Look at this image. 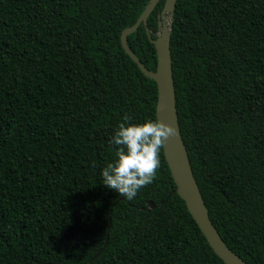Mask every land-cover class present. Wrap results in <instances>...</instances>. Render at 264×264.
I'll list each match as a JSON object with an SVG mask.
<instances>
[{"label": "trees", "instance_id": "trees-1", "mask_svg": "<svg viewBox=\"0 0 264 264\" xmlns=\"http://www.w3.org/2000/svg\"><path fill=\"white\" fill-rule=\"evenodd\" d=\"M148 1L0 0V264H224L162 149L133 200L103 185L123 117L156 120V84L120 42ZM171 21L178 123L209 218L264 264V0H177ZM127 44L155 71L143 25Z\"/></svg>", "mask_w": 264, "mask_h": 264}, {"label": "water", "instance_id": "water-1", "mask_svg": "<svg viewBox=\"0 0 264 264\" xmlns=\"http://www.w3.org/2000/svg\"><path fill=\"white\" fill-rule=\"evenodd\" d=\"M159 1L160 0H149L135 23L121 32V46L144 76L153 80L156 84V120L168 123L177 130L176 136L169 138L165 143V148H162L164 159L175 184V193L184 201L188 212L204 234L209 246L224 264H249L229 249L217 232L209 218L208 210L195 180L179 128L172 74L170 50L171 18L177 0L164 1L163 9L158 16V32L153 39L147 28V19ZM165 15H168L170 18V20L167 17L165 18V20L169 22L168 24H165V22L161 20ZM140 25L144 26L148 38L155 48L157 58L155 71L147 69L127 44V37L136 32ZM149 208H154V205L150 203Z\"/></svg>", "mask_w": 264, "mask_h": 264}, {"label": "clouds", "instance_id": "clouds-1", "mask_svg": "<svg viewBox=\"0 0 264 264\" xmlns=\"http://www.w3.org/2000/svg\"><path fill=\"white\" fill-rule=\"evenodd\" d=\"M176 134L175 127L161 120L130 123V117L125 115L109 140L117 146L116 159L103 168V185L133 200L141 188L156 179L161 166L160 150Z\"/></svg>", "mask_w": 264, "mask_h": 264}, {"label": "rangeland", "instance_id": "rangeland-1", "mask_svg": "<svg viewBox=\"0 0 264 264\" xmlns=\"http://www.w3.org/2000/svg\"><path fill=\"white\" fill-rule=\"evenodd\" d=\"M166 17H167V18H169V16H168V15H167V16L165 15V16H163V17H162V19H161V20H163V21L165 22V24H168L169 22L165 20V18H166ZM169 20H170V18H169Z\"/></svg>", "mask_w": 264, "mask_h": 264}]
</instances>
